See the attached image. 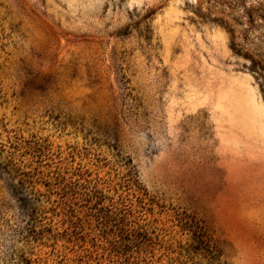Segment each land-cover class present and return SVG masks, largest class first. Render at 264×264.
Here are the masks:
<instances>
[{"label":"rangeland","instance_id":"rangeland-1","mask_svg":"<svg viewBox=\"0 0 264 264\" xmlns=\"http://www.w3.org/2000/svg\"><path fill=\"white\" fill-rule=\"evenodd\" d=\"M0 264H264V0H0Z\"/></svg>","mask_w":264,"mask_h":264}]
</instances>
